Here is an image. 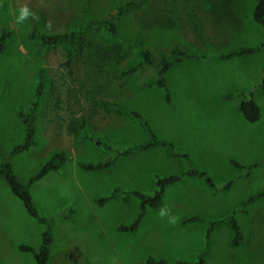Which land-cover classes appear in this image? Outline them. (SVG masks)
Segmentation results:
<instances>
[{"label":"rangeland","instance_id":"374dc122","mask_svg":"<svg viewBox=\"0 0 264 264\" xmlns=\"http://www.w3.org/2000/svg\"><path fill=\"white\" fill-rule=\"evenodd\" d=\"M125 1L0 0V30L10 31L0 52L1 147L8 152L23 139L20 113H27L42 70L45 89L35 116V142L11 155L10 162L26 183L54 152L69 156L58 171L27 186L36 211L49 219L48 264H144L148 256L196 264L208 223L181 219L193 214L224 219L264 189V49L221 57L263 41L264 31L252 20L254 1H143L115 17V32L103 27L79 31L69 68L63 64V42L45 45L28 36L32 30L65 33ZM24 6L32 15L17 24ZM172 47L200 56L182 58L167 70L168 97L156 83H147L155 73L151 65L123 72L138 49L149 50L157 60L160 50L168 53ZM240 98L254 100L259 120L244 118L237 109ZM129 110L138 112L158 138L186 153L189 162L155 146L118 156L99 171L79 168L77 162L113 157L101 145L80 141L82 133L114 149L148 139ZM189 167L203 170L213 185L182 175ZM169 175L181 178L165 187L160 205L147 208L134 231L119 230L139 212L137 198L127 191L150 195L156 178ZM98 197L108 198L99 204ZM170 216L177 218L174 224ZM234 218L241 242L232 244L230 226L222 222L211 232L207 264H264V197L247 203ZM43 229L0 178V264H36L18 246H38Z\"/></svg>","mask_w":264,"mask_h":264},{"label":"trees","instance_id":"16d2710c","mask_svg":"<svg viewBox=\"0 0 264 264\" xmlns=\"http://www.w3.org/2000/svg\"><path fill=\"white\" fill-rule=\"evenodd\" d=\"M143 1L146 0H127L121 4H119L113 12H110L104 16H100L95 19H91L83 23L78 27H74L69 29L67 32L59 34H46L43 32H39L36 30H32L29 32L28 36L37 38L40 44L51 45L57 42H63L64 44V56L65 60L63 64L66 67H70L72 61L74 59L75 54V45L77 44V40L79 38L78 34L84 28H88L91 30H99L102 27L105 28L109 32H115L114 19L122 12L129 10L131 8L135 9L141 6ZM254 5L252 9V20L257 23L262 30L264 31V0H253ZM10 36V31L6 29L0 30V52L5 51L6 41ZM259 49H264V39L263 41L257 45L256 47H239L238 49H234L221 57L228 58L233 55H242V54H252ZM169 55V56H168ZM198 57L199 54L195 52H189L185 49H180L179 47H172L168 50V53L160 50L158 52V58L155 60L153 58L152 53L147 49H138L136 52V58L127 66V68L123 71L125 74H131L137 71L142 65L148 64L154 68V76L147 80V83H156L158 86L163 88L165 91L166 97H168V85L165 80V73L169 68H171L172 64L176 61H179L182 58H192ZM261 88L264 90V67L262 73V83ZM45 89V80L44 73L42 70L38 71L37 82L33 94V99L31 100L29 109L26 114L20 113V120L25 128V133L23 139L16 144L11 150L5 152L0 144V178H2L6 184L8 185L11 192L22 202L25 210L29 213L33 218H35L39 223L44 225V229L41 234V241L38 246H30L26 244H20L18 246L20 251L28 252L33 255L36 264H48L49 261V250L51 244V231H50V223L49 219L46 216L38 214L33 204L30 193L28 192L27 186L42 177L43 175L49 172H56L60 169V167L65 163V161L69 158L67 153L64 150H60L54 152L51 157L38 169V171L29 177L26 183H22L17 178L16 174L13 171L10 156L16 154L18 152L27 150L34 144V133H35V116L38 110L39 102L44 93ZM237 109L241 112L244 118L248 121H257L259 120L261 113L259 106L252 100L251 98H240L237 100ZM129 113L135 117L141 126V128L147 133L148 139L143 142H136L129 144L126 148L123 149H114L112 146L101 140L99 138H95L86 133H82L79 137L80 141H91L96 145H101L103 148L107 150H111L113 152V157L98 163L91 162H77V166L86 171H99L102 170L111 164H113L118 156L128 155L135 150L145 151L149 148L155 146H162L165 148L166 153L169 156H174L183 159L186 162L188 161V156L184 152L176 151L173 147V144L167 140L160 139L156 136V134L152 131L147 121L141 117V115L134 111L129 110ZM238 167H243L241 165L236 164ZM259 165V163H253L246 167L247 172L251 170L252 167ZM248 174V173H246ZM182 175H190V176H199L211 187L213 182L211 178L203 171L199 169L187 168L186 171ZM181 178L180 175H169L164 177L156 178V189L152 194H145L139 190L131 189L127 192L133 194L138 200L139 212L134 220L129 224H119L118 229L121 231H134L141 219L144 215L147 208H155L160 205L162 201V197L164 194L165 187ZM230 183V182H229ZM228 184V183H227ZM226 184V186H227ZM264 197V189L255 193L244 199L237 207L231 209L226 213V217L224 219H207L200 217L196 214L183 217L181 219L182 223L190 222V221H207L208 226L207 230L204 234V247L198 253L195 263L196 264H207V252L210 247V235L211 232L218 227L222 222L227 221L232 231V244L238 245L242 240V232L238 223L234 218V213L238 211H244L247 203ZM108 197H98L95 200L101 204ZM73 211L70 209V212ZM144 264H193V262L186 260H176L169 261L164 258H153L148 256L145 260Z\"/></svg>","mask_w":264,"mask_h":264},{"label":"clouds","instance_id":"9594fccd","mask_svg":"<svg viewBox=\"0 0 264 264\" xmlns=\"http://www.w3.org/2000/svg\"><path fill=\"white\" fill-rule=\"evenodd\" d=\"M32 13L30 12L29 8L27 6H24L19 9L18 15L16 16V23L20 24L22 21L26 20ZM161 217L165 215L164 211L161 210L160 212ZM176 217L175 216H170L169 217V223H175L176 222Z\"/></svg>","mask_w":264,"mask_h":264}]
</instances>
